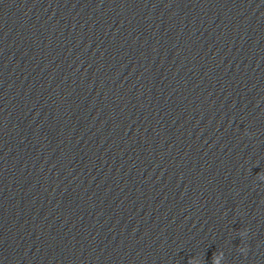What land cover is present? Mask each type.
<instances>
[{
  "label": "clouds",
  "instance_id": "1",
  "mask_svg": "<svg viewBox=\"0 0 264 264\" xmlns=\"http://www.w3.org/2000/svg\"><path fill=\"white\" fill-rule=\"evenodd\" d=\"M194 259H195V258H193V260H192V261H190V264H194Z\"/></svg>",
  "mask_w": 264,
  "mask_h": 264
}]
</instances>
